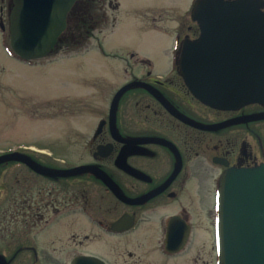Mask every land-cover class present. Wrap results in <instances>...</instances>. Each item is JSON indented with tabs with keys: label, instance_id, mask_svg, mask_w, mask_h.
<instances>
[{
	"label": "flooded vegetation",
	"instance_id": "1",
	"mask_svg": "<svg viewBox=\"0 0 264 264\" xmlns=\"http://www.w3.org/2000/svg\"><path fill=\"white\" fill-rule=\"evenodd\" d=\"M114 2L108 0L117 9ZM104 4L76 0L60 40L99 27L93 12L106 20ZM186 30L175 37L174 59L163 75L153 73L149 60L123 61L128 80L111 101L122 87L139 85L119 97L113 124L109 108L96 122L77 164L64 161V170L90 166L104 179L90 170L62 178L32 172L62 185L59 203L56 193L22 189L18 180L12 203H0V264H219V180L230 169L264 162V118L245 120L264 116V107L220 111L194 98L176 65L180 42L199 33L197 26ZM156 95L202 127L240 122L197 128L172 115Z\"/></svg>",
	"mask_w": 264,
	"mask_h": 264
},
{
	"label": "rangeland",
	"instance_id": "2",
	"mask_svg": "<svg viewBox=\"0 0 264 264\" xmlns=\"http://www.w3.org/2000/svg\"><path fill=\"white\" fill-rule=\"evenodd\" d=\"M193 2L115 0V9L105 0L106 20L103 12H93L99 27L81 37H62L47 57L26 62L10 48L11 6L0 0V155L23 152L47 168L62 169L64 161L77 164L115 88L128 80L126 62L149 60L153 73L163 75L174 59L175 37L196 27L189 15ZM18 180L22 189L50 190L60 202V183L5 163L0 166V203H12Z\"/></svg>",
	"mask_w": 264,
	"mask_h": 264
},
{
	"label": "water",
	"instance_id": "3",
	"mask_svg": "<svg viewBox=\"0 0 264 264\" xmlns=\"http://www.w3.org/2000/svg\"><path fill=\"white\" fill-rule=\"evenodd\" d=\"M75 2L11 0L9 44L14 54L21 60L35 61L52 53ZM190 19L199 34L193 40L180 42L176 65L194 98L220 111H236L253 104L264 107V0H195ZM0 26L3 30L2 23ZM136 85L139 84L130 83L117 91L109 107L110 124L114 123L119 97ZM156 97L172 115L197 128L215 129L240 122L202 127L184 119ZM261 118L264 116L245 120ZM6 162L23 164L49 178L87 170L101 176L90 166L46 168L21 153L0 155V165ZM216 204L219 264H264V162L253 168L226 171L219 180ZM72 264H78V260Z\"/></svg>",
	"mask_w": 264,
	"mask_h": 264
}]
</instances>
